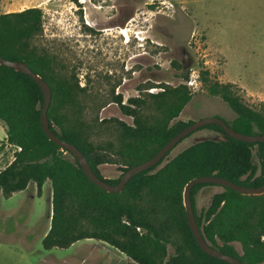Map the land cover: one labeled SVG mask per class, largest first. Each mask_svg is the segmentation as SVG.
<instances>
[{
    "label": "trees",
    "instance_id": "obj_1",
    "mask_svg": "<svg viewBox=\"0 0 264 264\" xmlns=\"http://www.w3.org/2000/svg\"><path fill=\"white\" fill-rule=\"evenodd\" d=\"M43 30L40 7L0 13V56L25 62L50 84L51 129L81 149L100 178L118 184L128 169L153 157L194 122L177 119L193 97L187 83H149L141 87L140 96L124 103L123 96L115 93L116 86L105 93L90 87L89 81L82 86L77 72L53 47L40 43ZM173 65L182 69L187 81L189 68L176 60ZM199 80L210 96L221 98L236 113L226 121L230 126L245 134H264V102L249 105L233 83L213 78L204 67ZM152 87L161 90L148 91ZM111 102L133 117V123L100 119L99 111ZM43 105L42 88L29 74L0 64V121L6 126L0 151L7 144L21 147L0 170V191L11 197L34 183L42 193L50 182L51 222L42 240L45 249L69 248L92 238L119 249L128 257L125 264H230L209 255L197 243L188 224L185 186L203 175H219L248 187L264 185V142L242 141L222 126L209 124L200 129L214 130L218 137L198 140L163 166L159 167L165 159L136 174L121 192H108L89 179L74 154L45 133ZM100 130L108 131V139H101ZM104 163H119L123 173L117 179L104 177L100 171ZM208 185L216 184L200 183L191 191L207 242L245 264H264V193L242 194L218 185L223 190L199 212L196 195Z\"/></svg>",
    "mask_w": 264,
    "mask_h": 264
},
{
    "label": "rangeland",
    "instance_id": "obj_2",
    "mask_svg": "<svg viewBox=\"0 0 264 264\" xmlns=\"http://www.w3.org/2000/svg\"><path fill=\"white\" fill-rule=\"evenodd\" d=\"M14 1L21 3L17 11L38 4ZM36 7L44 11L40 43L53 47L77 72L82 86L89 81L102 93L116 86L115 93L125 103L140 96L141 87L149 83H187L193 97L177 119L216 116L230 122L236 113L221 98L210 96L199 80L204 67L213 78L233 83L249 105L264 102V0H49ZM174 60L189 68L187 81ZM99 117L134 121L116 102L101 108ZM99 134L108 139L107 130ZM218 136L207 128L196 130L159 167L192 143ZM5 138L6 126L0 121V140ZM14 151L10 145L0 151V170L12 161ZM100 171L109 179L123 173L119 163L101 164ZM222 190L218 185L201 188L196 195L198 211ZM51 199L50 182L42 193L34 183L11 197L0 191V264H125L128 257L119 249L92 238L69 248L45 249L42 240L50 228ZM236 246L241 251L240 244Z\"/></svg>",
    "mask_w": 264,
    "mask_h": 264
},
{
    "label": "water",
    "instance_id": "obj_3",
    "mask_svg": "<svg viewBox=\"0 0 264 264\" xmlns=\"http://www.w3.org/2000/svg\"><path fill=\"white\" fill-rule=\"evenodd\" d=\"M0 64L14 68L23 73L29 74L40 85V87L42 88L43 94H44V105H43L42 113H41V123H42L45 133L49 136L50 139H52L55 143H57L61 148L67 151H70L72 154H74L77 160L79 161L81 167L83 168L85 174L89 177V179L92 182H94L96 185H98L99 187H101L102 189L108 192H114V193L121 192L126 187L127 183L136 174L159 164L169 155V153L173 150V148L181 140H183L185 137L195 132L196 130L206 125H209V124H217V125L222 126L226 133L242 141H246L250 143L258 142V141L264 142V134L263 135L245 134V133L235 130L232 126H230L226 122V120L220 117H216V116L206 117L198 121H194L193 123L183 128L180 132H178L175 136H173L153 157L128 169L122 175L121 180L118 184H111L105 179L100 178L95 173L86 155L81 149H79L75 144L62 139L51 129L50 121L48 117V109L52 101L53 92H52V88L50 84L41 75L34 72L23 61L11 60V59L0 56ZM200 183H210V184H216V185L229 187L242 194H263L264 185L259 186V187H248L245 185L235 183L219 175H203V176H199V177H195L191 179L186 184L185 190H184V205L186 208L188 224L195 236L197 243L201 247V249L204 250L209 255L220 258L224 261L229 262L230 264H245L238 257L227 254L223 252L222 250L213 247L211 244L207 242V240L203 236L202 230L199 227L197 219H196V214H195L193 202L191 199V191L193 187H195L197 184H200Z\"/></svg>",
    "mask_w": 264,
    "mask_h": 264
},
{
    "label": "crops",
    "instance_id": "obj_4",
    "mask_svg": "<svg viewBox=\"0 0 264 264\" xmlns=\"http://www.w3.org/2000/svg\"><path fill=\"white\" fill-rule=\"evenodd\" d=\"M49 0H38L37 5L33 6H40L43 3H46ZM20 2H15L14 0H0V13H8V12H15L17 10L21 9H16Z\"/></svg>",
    "mask_w": 264,
    "mask_h": 264
},
{
    "label": "built area",
    "instance_id": "obj_5",
    "mask_svg": "<svg viewBox=\"0 0 264 264\" xmlns=\"http://www.w3.org/2000/svg\"><path fill=\"white\" fill-rule=\"evenodd\" d=\"M7 145H9V144H7ZM11 146V145H10ZM14 149H18V150H20L21 149V147H16V148H14ZM15 152V151H14ZM15 159V156H13V159H12V161Z\"/></svg>",
    "mask_w": 264,
    "mask_h": 264
}]
</instances>
